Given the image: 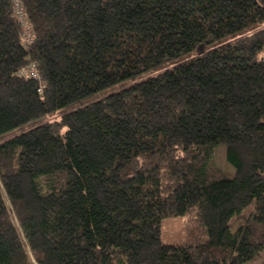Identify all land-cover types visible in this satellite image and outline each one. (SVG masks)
<instances>
[{"label":"trees","instance_id":"trees-1","mask_svg":"<svg viewBox=\"0 0 264 264\" xmlns=\"http://www.w3.org/2000/svg\"><path fill=\"white\" fill-rule=\"evenodd\" d=\"M14 1L0 0V264L259 257L264 0H20L30 41ZM188 215L206 238L163 243L162 222Z\"/></svg>","mask_w":264,"mask_h":264},{"label":"rangeland","instance_id":"rangeland-1","mask_svg":"<svg viewBox=\"0 0 264 264\" xmlns=\"http://www.w3.org/2000/svg\"><path fill=\"white\" fill-rule=\"evenodd\" d=\"M59 116L51 117V120L58 119ZM214 163L225 175L230 178L235 176V168L227 161L226 146L220 144L216 146L214 152ZM15 218V217H14ZM243 220H235L232 223V228L236 229L238 224ZM15 222V219H14ZM162 242L165 244H179L191 243L195 244L200 240L206 238V228L201 223L194 220V215L185 217H171L162 222ZM25 242V240L23 239ZM27 247V244L25 242ZM28 248V247H27ZM30 262L34 260L33 256L29 253ZM264 260V252L259 255L255 260L246 264H262ZM32 264V263H31Z\"/></svg>","mask_w":264,"mask_h":264},{"label":"built area","instance_id":"built-area-1","mask_svg":"<svg viewBox=\"0 0 264 264\" xmlns=\"http://www.w3.org/2000/svg\"><path fill=\"white\" fill-rule=\"evenodd\" d=\"M17 13L19 15L20 20L23 22V27L25 30V34L28 38V40L30 41L32 39V27L31 25L27 22V18L25 16L24 10L22 8L21 2L20 0H15L14 1ZM21 74L25 77H30V76H35L38 77V73L37 70L35 68V66H30V67H25L21 70Z\"/></svg>","mask_w":264,"mask_h":264},{"label":"water","instance_id":"water-1","mask_svg":"<svg viewBox=\"0 0 264 264\" xmlns=\"http://www.w3.org/2000/svg\"><path fill=\"white\" fill-rule=\"evenodd\" d=\"M9 211H10L11 214L13 213L12 207L9 208ZM31 263L32 264H38L35 260H33Z\"/></svg>","mask_w":264,"mask_h":264},{"label":"bare ground","instance_id":"bare-ground-1","mask_svg":"<svg viewBox=\"0 0 264 264\" xmlns=\"http://www.w3.org/2000/svg\"><path fill=\"white\" fill-rule=\"evenodd\" d=\"M6 198V196H4Z\"/></svg>","mask_w":264,"mask_h":264}]
</instances>
